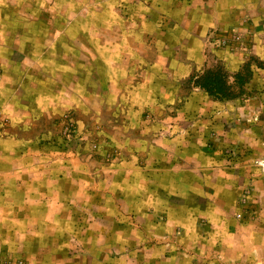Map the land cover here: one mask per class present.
<instances>
[{"label": "crops", "instance_id": "0c3cea01", "mask_svg": "<svg viewBox=\"0 0 264 264\" xmlns=\"http://www.w3.org/2000/svg\"><path fill=\"white\" fill-rule=\"evenodd\" d=\"M233 29L255 31L253 54L264 60V0H0V97L16 127L37 126V111L50 119L67 112L90 129L96 157L113 169L99 196H82L84 174L93 172L82 151L35 148L34 136L0 133V174L10 175L0 191H11L0 205L26 207L10 220L0 216V258L83 264L59 240L56 249L40 241L69 235L66 223L75 218L68 211L78 213L66 206H107L95 214L110 222L105 237L125 220L115 216L120 203L143 211L151 205L155 214L143 212L141 220L165 216L189 237L198 222L228 221L221 208L236 203L247 184L263 185L244 162L264 149V103L242 101L234 77L252 58L203 47L206 33ZM221 63L241 93L230 100L198 83ZM255 67L245 85L264 79V68ZM246 108L262 112L244 114L243 135Z\"/></svg>", "mask_w": 264, "mask_h": 264}, {"label": "rangeland", "instance_id": "374dc122", "mask_svg": "<svg viewBox=\"0 0 264 264\" xmlns=\"http://www.w3.org/2000/svg\"><path fill=\"white\" fill-rule=\"evenodd\" d=\"M256 37L253 30L233 29L225 30L221 33L210 31L203 37V47L212 50L210 51L212 55H215L217 51H222L226 55H240L246 60L252 58V67L254 69L256 68L255 66L261 68L258 64H264V60H259L253 54ZM206 51H204V54H208ZM251 64L249 65L250 69ZM216 67L221 69L223 75L228 74L225 80L228 81L229 91L233 94L231 99L239 96L241 93L235 92L234 82H232L233 79L230 77L231 74L227 70L226 65L221 63ZM253 81L251 86L250 84H242V101L247 104L254 97V101L257 104H261L260 107H263L264 79ZM260 82H262L263 86H259ZM223 100L230 99H220V101ZM4 103L0 97V133H4V135H16L18 133L20 136L27 135L32 137V140L34 136V138L36 137V141L32 145L35 148H50L53 150L66 148L74 150L76 147L83 153L84 165L93 168L91 174H84L83 183L84 187L85 185L86 187L83 190L82 196H99L101 194V187L106 188V180L109 175H112L113 169L109 170L105 165V160L96 157L97 143L90 141L88 135L90 129L87 126L77 127L75 123L71 122L72 119L70 117L72 115L67 112H62L56 118L50 119L44 116L43 112L37 111L36 114L32 110V119L34 120V116L37 115L35 121L39 124L28 127L20 125L18 126L20 131L17 132V123L15 119L11 118L10 111L4 109ZM256 110L253 111L246 108V110H243V115L248 112L247 116L249 118L253 113L259 117L262 110L261 108ZM245 116H243L241 122L239 121L242 124V129L244 128L243 135L248 132L246 131L248 129H245L248 128L245 127V123H249L244 118ZM146 117L152 121L154 114L147 112ZM254 117L255 119L257 118V116ZM174 119L177 124L178 121L181 124V120H179L177 111L175 110ZM232 123L235 127L236 123ZM233 124L228 125V129L232 130L231 134L234 133L233 129H235ZM262 132L264 135V131ZM37 139H40V141H37ZM262 142L260 141V147L264 148V143ZM248 152L251 153V149ZM257 155L258 159L247 160V163L244 162V166L254 168L256 170L253 173L255 181H263V185L259 186L258 184L255 187L254 185L247 184L243 188L242 194L239 195L238 193L236 203L224 205L221 208L222 214H225L224 217L229 219L228 221L214 223L208 221L198 222L196 223V227H198L195 231H192L193 233L190 231V234L192 233L190 237L185 236L189 232L186 230L185 234L184 227L175 228V232L174 224L167 221L165 216H157V220L153 219L152 221L141 220L139 216H143V212L144 215L155 214L153 211L154 207L148 205L143 211L138 205L124 206L120 203L124 201L120 197L117 198L120 204L115 206V216L120 219L122 216L118 215L117 212H119L124 215L125 220L115 221V235L113 237L101 236V233L106 231L110 222H105L106 220L104 222L97 221V216L95 215L98 212V217L100 218V215L105 212L107 206L95 207L83 205L80 207H65L71 211L76 209L78 213L77 215H69V213L75 212L68 211V218H75V222L66 223L67 230L70 231L67 237L43 238L40 241H43V245L47 244L46 246L56 249L58 247L56 243L59 240L69 255L72 256L73 254L81 257V263L83 264H264V149L259 151ZM3 165L5 164L0 162V166L5 167ZM6 166H9V162L6 163ZM9 176L7 174H0V182L2 178L5 181V178L7 180ZM93 177L95 179V187L90 192L89 186L94 183L93 180L91 181ZM247 178L250 180L254 179L253 176H248ZM120 187L123 188L121 182ZM72 192L73 190L68 191V196ZM10 193V190H6L1 195L0 191V196L10 198ZM25 208L22 206L0 205V216L5 220H10L13 214L22 213V210H25ZM97 209L98 211H96ZM236 233L237 236L238 234H242L241 237H236ZM240 245L243 247L242 251Z\"/></svg>", "mask_w": 264, "mask_h": 264}, {"label": "trees", "instance_id": "16d2710c", "mask_svg": "<svg viewBox=\"0 0 264 264\" xmlns=\"http://www.w3.org/2000/svg\"><path fill=\"white\" fill-rule=\"evenodd\" d=\"M258 66L264 68V64H258ZM234 77L235 81L239 84L248 82L252 77V70L250 69L249 64H246L241 71L234 75ZM198 83L213 98L220 100L231 99L233 97V94L229 91V86L226 84L221 69L206 71V73L198 79Z\"/></svg>", "mask_w": 264, "mask_h": 264}, {"label": "built area", "instance_id": "2783aa9c", "mask_svg": "<svg viewBox=\"0 0 264 264\" xmlns=\"http://www.w3.org/2000/svg\"><path fill=\"white\" fill-rule=\"evenodd\" d=\"M0 264H28L21 258L2 259L0 258Z\"/></svg>", "mask_w": 264, "mask_h": 264}]
</instances>
